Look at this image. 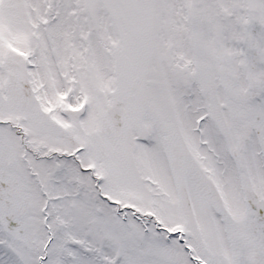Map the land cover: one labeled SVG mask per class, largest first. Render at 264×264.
Wrapping results in <instances>:
<instances>
[{"label": "snow or ice", "instance_id": "snow-or-ice-1", "mask_svg": "<svg viewBox=\"0 0 264 264\" xmlns=\"http://www.w3.org/2000/svg\"><path fill=\"white\" fill-rule=\"evenodd\" d=\"M0 264H264V0H0Z\"/></svg>", "mask_w": 264, "mask_h": 264}]
</instances>
